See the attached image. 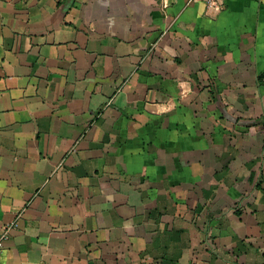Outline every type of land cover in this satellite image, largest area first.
<instances>
[{
  "label": "crops",
  "instance_id": "0c3cea01",
  "mask_svg": "<svg viewBox=\"0 0 264 264\" xmlns=\"http://www.w3.org/2000/svg\"><path fill=\"white\" fill-rule=\"evenodd\" d=\"M0 264H264V0H0Z\"/></svg>",
  "mask_w": 264,
  "mask_h": 264
},
{
  "label": "built area",
  "instance_id": "2783aa9c",
  "mask_svg": "<svg viewBox=\"0 0 264 264\" xmlns=\"http://www.w3.org/2000/svg\"><path fill=\"white\" fill-rule=\"evenodd\" d=\"M7 238V233L6 230L2 231L0 233V248L3 246L4 244V240Z\"/></svg>",
  "mask_w": 264,
  "mask_h": 264
}]
</instances>
